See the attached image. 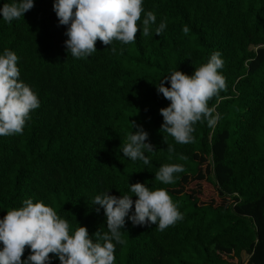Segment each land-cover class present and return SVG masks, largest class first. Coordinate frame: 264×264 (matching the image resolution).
Instances as JSON below:
<instances>
[{"label": "trees", "instance_id": "16d2710c", "mask_svg": "<svg viewBox=\"0 0 264 264\" xmlns=\"http://www.w3.org/2000/svg\"><path fill=\"white\" fill-rule=\"evenodd\" d=\"M12 2L0 0V7ZM53 3L33 0L11 23L0 16V55L5 49L17 55L19 79L40 103L22 134L0 136V219L32 199L66 219L70 234L83 226L95 242L107 225L94 197L107 191L134 202L129 185L139 182L166 190L183 219L160 231L125 217L124 243L113 241L114 264H264V0H143L135 42L107 47L97 40L96 52L85 58L68 52V26L59 24ZM149 11L156 22L144 36ZM161 22L166 28L157 36ZM215 52L224 61L218 71L226 89L208 106L219 119L214 127L197 122L194 142L178 144L160 131L159 110L170 101L156 85L176 70L191 76ZM131 122L154 146L145 152L148 165L123 156L127 136L137 130ZM165 164L185 171L164 184L155 173ZM202 165L220 203L183 189ZM30 254L26 247L21 259ZM49 264L60 261L50 254Z\"/></svg>", "mask_w": 264, "mask_h": 264}, {"label": "clouds", "instance_id": "9594fccd", "mask_svg": "<svg viewBox=\"0 0 264 264\" xmlns=\"http://www.w3.org/2000/svg\"><path fill=\"white\" fill-rule=\"evenodd\" d=\"M33 7V0H13L0 7V16L11 23ZM53 10L59 24L68 26L65 33L68 52L75 58H85L96 52L97 40L107 47L113 41L135 42L136 33L141 31L138 21L144 8L143 0H54ZM155 22V14L147 12L143 19L144 36L151 34L150 26ZM165 28L166 23L161 22L155 34L159 36ZM188 30L187 26L183 28L185 33ZM17 61L13 51L5 49L0 55V136L22 134L30 112L40 106L38 96L19 79ZM223 66L221 54L215 52L191 76L176 70L160 80L157 92L170 101L159 110L163 117L161 132L169 134L178 144H188L194 142L193 125L197 122L206 121L209 127H214L219 115L213 114L214 108L208 103L226 89L225 77L218 71ZM165 81L170 87H165ZM130 124L137 130L127 136L123 156L148 165L150 160L145 152H154V146L146 142L148 133L140 125ZM164 143L167 144L166 137ZM167 151L173 153L175 149L167 144ZM184 171L182 165L165 164L155 173V180L172 184L174 174ZM129 190L137 197L134 202L131 195L117 197L107 191L94 197L93 204L103 208L107 225L106 232L94 234L95 242L89 238L86 227L78 226L70 234L68 221L51 207L39 201L33 203L32 199L24 200L23 207L8 211L0 219V243L3 244L0 264H49L50 254L58 257L60 264H114L115 244L124 243L121 229L125 217L133 225H157L160 231L183 219L166 190H149L139 182L129 185ZM26 247L31 254L22 260Z\"/></svg>", "mask_w": 264, "mask_h": 264}, {"label": "rangeland", "instance_id": "374dc122", "mask_svg": "<svg viewBox=\"0 0 264 264\" xmlns=\"http://www.w3.org/2000/svg\"><path fill=\"white\" fill-rule=\"evenodd\" d=\"M202 171L197 177L188 178V180L183 183V189L192 193L194 196L200 198L201 202H213L215 204L220 203L218 199L215 198V192L206 183V173L204 172L205 165L201 166ZM248 258V255L243 253L241 262L244 263ZM235 262H233L234 264Z\"/></svg>", "mask_w": 264, "mask_h": 264}]
</instances>
